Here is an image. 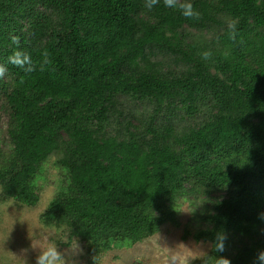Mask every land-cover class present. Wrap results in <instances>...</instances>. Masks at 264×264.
<instances>
[{"label":"trees","instance_id":"1","mask_svg":"<svg viewBox=\"0 0 264 264\" xmlns=\"http://www.w3.org/2000/svg\"><path fill=\"white\" fill-rule=\"evenodd\" d=\"M190 2L199 20L163 0H0V202L38 205L35 179L56 154L68 180L41 219L100 254L174 220L190 183L219 192L211 229L194 213V238L226 239L188 264H258L246 239L264 226V0Z\"/></svg>","mask_w":264,"mask_h":264},{"label":"rangeland","instance_id":"2","mask_svg":"<svg viewBox=\"0 0 264 264\" xmlns=\"http://www.w3.org/2000/svg\"><path fill=\"white\" fill-rule=\"evenodd\" d=\"M170 64L172 65V62ZM130 107L135 108V113L143 116L151 110L148 105L141 103ZM7 121V116L0 107L2 153L9 146ZM56 160V154L50 155L35 179L40 193L38 205L28 206L15 199L0 202V264H35L39 251L37 247L44 238L52 239L59 249L67 254L69 264H171L173 260L175 264H188L210 251L211 241L194 238L193 215L195 213L201 216L205 222L203 227L211 229V224L203 217L211 214V202L219 192H211L210 195L187 183L185 196L173 207L176 210L174 220L164 223L153 236L132 246L113 248L100 254L89 253L85 249L86 244L81 239L70 236L66 227L50 226L41 219V214L51 199L68 180L67 171L60 167ZM231 238L235 241L241 239L236 235ZM246 241L248 244L255 242L257 251H264V226L255 228Z\"/></svg>","mask_w":264,"mask_h":264},{"label":"clouds","instance_id":"3","mask_svg":"<svg viewBox=\"0 0 264 264\" xmlns=\"http://www.w3.org/2000/svg\"><path fill=\"white\" fill-rule=\"evenodd\" d=\"M160 3V0H144V7L151 10L154 6ZM164 6L171 9L179 10L180 13L187 19L199 20L200 12L196 10L190 0H163ZM229 38L235 39L236 36V22H228ZM201 58L205 61L210 60L213 56L211 50H205L200 53ZM10 62L16 66L27 70H32V62L29 54L16 53L13 57L9 58ZM46 63L49 61L45 60ZM3 66H0V76L4 74ZM225 235L217 233L212 247L216 252H223L225 249ZM38 255L36 256L35 264H69V257L65 252H62L56 243L50 238H44L39 247H37ZM258 264H264V251H261L256 256ZM175 264V261H171ZM216 264H231L230 259L223 256L216 258Z\"/></svg>","mask_w":264,"mask_h":264}]
</instances>
